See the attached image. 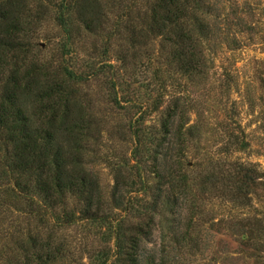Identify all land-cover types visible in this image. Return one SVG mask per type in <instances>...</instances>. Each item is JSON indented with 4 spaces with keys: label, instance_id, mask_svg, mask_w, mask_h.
I'll return each instance as SVG.
<instances>
[{
    "label": "rangeland",
    "instance_id": "rangeland-1",
    "mask_svg": "<svg viewBox=\"0 0 264 264\" xmlns=\"http://www.w3.org/2000/svg\"><path fill=\"white\" fill-rule=\"evenodd\" d=\"M60 1L31 0L32 18L43 20L30 32L33 50L28 59L51 77H62L67 69L84 73L79 95L102 122L98 139L87 145V168L98 177L105 201H112L118 170L124 184H134L121 191L129 210L125 206L112 216L126 224L141 217L148 224L146 211L152 218L146 228L151 234L142 243L144 264H264V0H205L203 16L211 40L204 44L203 74L193 81L161 59L159 39L133 49L125 31L108 39L110 30L103 38L95 37L78 25L68 39L55 21ZM116 1L114 15L133 3ZM144 3L137 1L134 8ZM91 66L99 75H92ZM178 99L180 111L188 112L185 128L197 126L195 137H186L189 148L182 160L193 188L178 208L162 205L157 212L145 211L159 179L153 166L135 167L129 126L147 113V124L160 127V112ZM158 101L163 102L160 112L153 109ZM243 141L248 147L240 150L237 144ZM160 165L163 171L177 167L173 161ZM241 165L256 180L230 199L224 177ZM207 170L218 175L217 182L196 186ZM171 187L166 184L164 191L172 199L170 193L179 190ZM104 233L83 225L58 231L67 243L64 264H93L92 256L103 249L113 256L114 240Z\"/></svg>",
    "mask_w": 264,
    "mask_h": 264
},
{
    "label": "trees",
    "instance_id": "trees-1",
    "mask_svg": "<svg viewBox=\"0 0 264 264\" xmlns=\"http://www.w3.org/2000/svg\"><path fill=\"white\" fill-rule=\"evenodd\" d=\"M132 1L114 15L115 0H61L55 21L68 39L76 25L95 37L103 38L110 30L108 39L125 31L133 49L159 39L167 66H175L188 81L201 76L206 65L204 44L211 40L203 16L205 0ZM137 1H145L143 7L135 9ZM30 2L0 0V264H64L67 243L58 231L78 225L104 229V235L114 240L113 256L103 249L92 256L93 264H108L112 259L111 264H144L142 243L151 234L146 228L152 220L146 210L157 212L162 205L178 208L181 197L193 188L182 171V160L189 148L186 137H195L197 126L185 128L188 112L180 111V99L161 112L163 102L155 104L160 127L147 124V113L131 122L135 167L153 166L159 182L152 203L143 208L148 224L143 217L129 224L115 220L116 210L125 206L129 210L121 191L133 189L134 184H124L118 170L112 201L104 200L98 177L85 161L88 142L98 139L102 122L79 95L84 73L67 69L62 77H51L29 61L30 32L43 20L32 18ZM237 145L240 150L248 147L244 141ZM162 160L175 162L176 170L167 171L166 166L161 170ZM207 171L196 186L216 181L218 175ZM254 174L242 165L233 166L224 177L225 194L230 199L241 196L244 188L255 183ZM166 184L179 190L178 195L165 196Z\"/></svg>",
    "mask_w": 264,
    "mask_h": 264
}]
</instances>
